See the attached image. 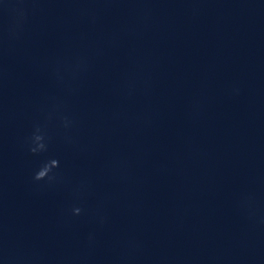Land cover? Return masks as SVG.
Here are the masks:
<instances>
[{
    "label": "clouds",
    "instance_id": "9594fccd",
    "mask_svg": "<svg viewBox=\"0 0 264 264\" xmlns=\"http://www.w3.org/2000/svg\"><path fill=\"white\" fill-rule=\"evenodd\" d=\"M25 0H3V4L0 5V12L6 13L12 17V23L7 29L8 39H16L19 37L22 24L27 19L28 10L23 7ZM44 135L40 134L39 127L33 134L31 140L34 146L29 148V151L33 154L47 151V146L44 143ZM59 167V161L57 159H50L44 162L41 167L36 171L33 176L35 181L47 180L49 183H54L58 179V174L53 170ZM73 215H80L82 208L73 207L71 209Z\"/></svg>",
    "mask_w": 264,
    "mask_h": 264
}]
</instances>
